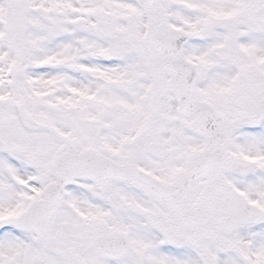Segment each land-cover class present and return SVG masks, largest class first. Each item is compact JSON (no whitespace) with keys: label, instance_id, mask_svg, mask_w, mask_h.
<instances>
[{"label":"snow or ice","instance_id":"snow-or-ice-1","mask_svg":"<svg viewBox=\"0 0 264 264\" xmlns=\"http://www.w3.org/2000/svg\"><path fill=\"white\" fill-rule=\"evenodd\" d=\"M0 264H264V0H0Z\"/></svg>","mask_w":264,"mask_h":264}]
</instances>
